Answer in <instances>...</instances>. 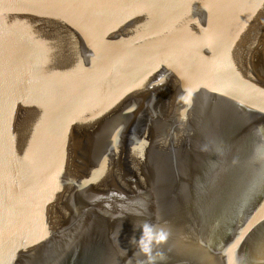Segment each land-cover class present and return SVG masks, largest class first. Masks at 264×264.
Instances as JSON below:
<instances>
[{"label": "water", "instance_id": "95a60500", "mask_svg": "<svg viewBox=\"0 0 264 264\" xmlns=\"http://www.w3.org/2000/svg\"><path fill=\"white\" fill-rule=\"evenodd\" d=\"M0 264H264V0H0Z\"/></svg>", "mask_w": 264, "mask_h": 264}, {"label": "clouds", "instance_id": "9594fccd", "mask_svg": "<svg viewBox=\"0 0 264 264\" xmlns=\"http://www.w3.org/2000/svg\"><path fill=\"white\" fill-rule=\"evenodd\" d=\"M165 238L166 234L162 230L158 231L154 226L146 223L142 228V236L138 243L143 252L149 253L154 242L163 241Z\"/></svg>", "mask_w": 264, "mask_h": 264}]
</instances>
